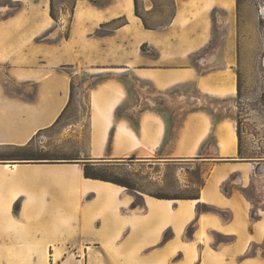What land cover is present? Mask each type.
I'll return each mask as SVG.
<instances>
[{"label": "crops", "instance_id": "0c3cea01", "mask_svg": "<svg viewBox=\"0 0 264 264\" xmlns=\"http://www.w3.org/2000/svg\"><path fill=\"white\" fill-rule=\"evenodd\" d=\"M0 1L16 5L0 8L4 78L32 89L7 95L0 78V147L24 146L57 124L77 85L67 70L103 76L86 91L84 160L17 164L13 175L0 164L2 214L19 203L17 231L30 234V248L52 250L55 264H264V207L252 219L242 193L256 164L240 162L236 123L218 112L237 94L234 64L191 65L199 53L210 59L213 23L235 24L238 0H172L162 29L144 27L134 0ZM127 76L138 84H123ZM131 162L195 166L200 183L191 196L160 199L83 176V163ZM233 178L240 188H228Z\"/></svg>", "mask_w": 264, "mask_h": 264}, {"label": "rangeland", "instance_id": "374dc122", "mask_svg": "<svg viewBox=\"0 0 264 264\" xmlns=\"http://www.w3.org/2000/svg\"><path fill=\"white\" fill-rule=\"evenodd\" d=\"M68 5L73 0H61ZM139 15L149 28L162 29L166 27L174 13L172 0H136ZM239 9L237 21L230 24L219 18L213 23L210 44L205 49L209 60L201 62L203 53L191 57V65L199 71L220 68L232 59L238 92L233 101L224 105V110L218 112L228 114L236 123L240 137V148L243 157H257L264 154V0H238ZM18 7V5H17ZM0 8L6 13L14 11L16 5L12 2L0 1ZM223 20V21H222ZM154 55V54H153ZM7 67L0 66V78L3 81L7 95L17 97V93L31 94L32 89H25L17 83L4 78ZM75 73L72 83L77 84L71 92V102L68 111L58 123L37 134L32 144L25 149L18 147H0V158L16 155H38L50 159L82 158L85 156L88 139L87 129V89L103 79V76L92 77L79 70H67ZM123 84H138L133 76L122 80ZM212 104H208L212 111ZM211 107V108H210ZM217 109V105L214 106ZM17 164V161H0V164ZM132 166L113 168H98L96 172L108 179L126 182L130 194L140 191L149 195L188 197L194 194L200 183L199 169L179 170L177 166L166 171L162 169L149 170L145 165L131 162ZM256 167V166H255ZM160 176V178H155ZM251 186L243 190L250 198L253 209L264 207V175L251 177ZM233 184L228 188H240ZM4 199L0 195V201ZM139 202V199H136ZM0 202V264H55L51 260L52 250L30 248V234L17 231L18 202L11 207L13 216L6 218ZM264 247V245H263ZM47 260L43 262L44 256ZM30 258V259H28Z\"/></svg>", "mask_w": 264, "mask_h": 264}, {"label": "trees", "instance_id": "16d2710c", "mask_svg": "<svg viewBox=\"0 0 264 264\" xmlns=\"http://www.w3.org/2000/svg\"><path fill=\"white\" fill-rule=\"evenodd\" d=\"M134 6H135V15L139 18H141L143 25L145 28L150 29L145 21L142 19V17L139 15L138 13V9H137V1L134 0ZM52 15V13H51ZM237 92H238V86H237ZM56 123H58V120L56 121ZM237 138H238V150H237V155L238 158L240 160V162H251V163H255L256 168L259 165L264 164V154H262V156H257V157H243L242 152H241V148H240V137H239V133L237 131ZM33 141L29 142L28 144L18 147L20 149H25L26 147H29L32 144ZM80 160H84L81 158H75V159H71V158H63V159H50V158H46V157H42V156H38V155H33V154H28V155H16V156H4L0 158V161H17V164H62V163H71V164H79ZM12 164V163H11ZM83 176L85 178H89V179H95V180H101V181H105V182H110L116 185H119L121 187H125L127 189H129V185L126 182H122L116 179H108L104 176H102L101 174L97 173L95 169H93L90 166V163H83ZM245 190V189H244ZM243 195L250 200V198L244 193V191L242 190ZM156 198H160V199H177L178 197H170V196H164V195H158V196H154ZM132 207L135 208L136 206L134 204H132ZM200 207L197 206V210H199ZM251 218L252 219H257V213L256 210L252 209L251 210ZM168 237L167 234H165V238Z\"/></svg>", "mask_w": 264, "mask_h": 264}, {"label": "bare ground", "instance_id": "6f19581e", "mask_svg": "<svg viewBox=\"0 0 264 264\" xmlns=\"http://www.w3.org/2000/svg\"><path fill=\"white\" fill-rule=\"evenodd\" d=\"M4 167H5L4 172H8L11 175L17 172V164L5 165Z\"/></svg>", "mask_w": 264, "mask_h": 264}, {"label": "water", "instance_id": "95a60500", "mask_svg": "<svg viewBox=\"0 0 264 264\" xmlns=\"http://www.w3.org/2000/svg\"><path fill=\"white\" fill-rule=\"evenodd\" d=\"M263 172H264V167H263V165H259V166L256 168V170H255L256 175H261V174H263Z\"/></svg>", "mask_w": 264, "mask_h": 264}]
</instances>
